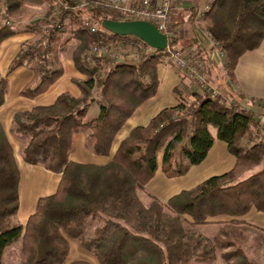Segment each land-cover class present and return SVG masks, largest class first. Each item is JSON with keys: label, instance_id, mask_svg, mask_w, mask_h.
Masks as SVG:
<instances>
[{"label": "trees", "instance_id": "trees-1", "mask_svg": "<svg viewBox=\"0 0 264 264\" xmlns=\"http://www.w3.org/2000/svg\"><path fill=\"white\" fill-rule=\"evenodd\" d=\"M84 1L47 0L53 13L24 26L35 38L22 45L8 68V73L22 66L32 70L20 96L35 98L63 75V53L72 44L75 67L84 78L72 79L79 96L65 92L51 105L13 116L12 132L24 139V162L61 175L55 193L38 199L24 226L17 219L19 170L0 126V264L5 247L16 242L21 247L20 264H63L68 239L91 251L99 264L207 263L213 261L215 249L223 264H253L238 245L243 232L234 225L251 210L264 212V167L236 183L230 181L264 161V122L257 119L255 100L244 103L240 95L229 92L221 102L202 89L189 101L178 85L173 89L177 104L132 128L112 153L127 121L156 96L158 67L168 60V53L156 50L135 63L95 57L91 65L86 58L100 32L123 37L103 29L102 20L131 18L105 0ZM2 12L19 21L28 9L24 0H0ZM198 17L224 54L223 79L234 82L241 56L259 48L264 39V0H211ZM86 20L96 24L99 33H92ZM16 33L15 26L2 25L0 44ZM170 45L178 47L172 35ZM8 87L7 78L0 76V106ZM95 90L99 114L86 121ZM78 131L87 132V145L96 156L107 157L105 163L71 160ZM216 141L224 142L234 156L230 170L166 201L148 193L146 187L159 168L167 178L184 176L205 160ZM141 193L149 197L148 204ZM212 224H222L212 243L186 227Z\"/></svg>", "mask_w": 264, "mask_h": 264}, {"label": "crops", "instance_id": "crops-1", "mask_svg": "<svg viewBox=\"0 0 264 264\" xmlns=\"http://www.w3.org/2000/svg\"><path fill=\"white\" fill-rule=\"evenodd\" d=\"M45 1L47 0H24L28 14L19 20L17 24H32L44 19L48 10ZM210 1L178 0L176 2L170 27L172 36L177 39L178 47L176 48L184 54L190 52L199 53L204 62L206 61L207 64L213 66L207 67V73L223 94L231 92L232 94L240 95L244 103L251 99L255 100L256 105H254V109H256V115H260L257 117L260 120L261 116H264V39L259 48L246 52L241 56L235 70V81L226 83L223 79L222 67L213 61L212 50L208 46L206 47L204 43L200 45L201 41L199 40L198 42L197 40L199 37L196 25H202L198 17V11L200 8L208 5ZM137 2L138 0H130L131 5ZM82 4L84 3L82 2ZM34 38L35 34L33 32L21 28L17 29L15 35L5 39L0 44V76L6 77L9 83L4 102L0 106V126L13 149L14 159L19 170V207L17 219L22 226L26 224L28 217L35 212L38 199L55 193L61 175L50 172L41 165H29L24 162L21 155V145L24 139L12 132L13 116L17 112L30 110L35 106L51 105L60 94L65 92L75 97L79 96L80 90L72 82V79L84 78L75 67L72 58L73 46L70 44L63 53L64 71L59 80L46 92L35 98L29 99L20 96V90L32 79L33 72L28 66H22L11 73H8V68L19 53L22 45L28 41H32ZM210 61L212 63H209ZM158 77L160 84L156 96L141 105L127 121L116 137L112 153L115 151L118 142L132 128L147 124L160 110L177 104V98L173 94V89L176 86L179 85L187 93H191V90L197 91L190 96V99L192 98L193 101L202 92L201 88L193 86L189 76L187 77L184 73L176 72L168 60L166 64L159 65ZM258 102L259 104H257ZM260 102L262 103L261 105ZM262 118L264 120V117ZM70 158L76 162L86 163L88 161L87 163L96 164H102L108 160L107 157L96 156L93 153L92 149L87 145L86 131L75 133L74 149ZM234 161V156L228 151L227 145L222 141H216L205 160L200 165L192 167L186 175L177 178H167L159 168L146 189L148 193L154 195L159 200L166 201L170 196L181 190L192 188L210 176L219 175L230 170ZM263 167L264 161L260 165L255 166V168H251L253 171L255 170L251 173H256ZM242 174L231 180L230 183H236L249 176H242ZM141 198L147 204L150 202L149 197L143 193H141ZM237 219L241 220L242 223L234 226L242 231L245 236L243 250L247 257L253 264H264V212L251 210ZM219 220H230V218H219ZM213 225L220 226L219 224H212L194 227L204 228ZM70 240L68 239L69 251ZM76 250L78 251V249ZM78 252L80 253V251ZM74 261L87 262L83 258H73L68 264ZM87 263L92 264L90 262Z\"/></svg>", "mask_w": 264, "mask_h": 264}, {"label": "built area", "instance_id": "built-area-1", "mask_svg": "<svg viewBox=\"0 0 264 264\" xmlns=\"http://www.w3.org/2000/svg\"><path fill=\"white\" fill-rule=\"evenodd\" d=\"M178 0H138L134 5L130 0H105L108 6L120 10L131 19H142L151 22L156 28L167 36V46L165 51L168 53V61L172 68L178 73H184L190 77L193 86L205 90L210 97L221 102L226 101V95L219 90L213 80L209 78L208 68L210 65L203 61L200 55L190 52L184 54L181 50L170 45L169 27L172 21V14ZM85 2V1H84ZM83 2V3H84ZM208 9V5L198 11V16H202ZM3 25L10 26L18 21L8 19L5 12L0 14ZM85 25L92 33H99V27L90 20H86ZM197 26L198 37L201 44H205L213 52V61L217 64L224 63V54L212 40L210 32L199 24ZM100 39L90 50L87 62L94 65L95 57L108 56L115 63L130 62L135 63L142 56H148L154 48L148 46L135 36H123L114 39L108 33H99ZM209 63H212L211 61Z\"/></svg>", "mask_w": 264, "mask_h": 264}, {"label": "rangeland", "instance_id": "rangeland-1", "mask_svg": "<svg viewBox=\"0 0 264 264\" xmlns=\"http://www.w3.org/2000/svg\"><path fill=\"white\" fill-rule=\"evenodd\" d=\"M81 1L84 2V0H81ZM45 3H47L48 10H47V14L44 16V18H47V17H50V15H51V13H53V11L51 12L49 10L48 2L45 1ZM11 21H17V20H11ZM14 24H11V25L15 26L17 29L24 28V26L26 25V23H21V24L20 23L19 24L16 23L17 25L16 24L14 25ZM2 25H3V21L1 20V16H0V26H2ZM197 55H199V53ZM166 63H167V60L163 64H166ZM223 64L224 63H222V64L219 63L218 65H220V67H222ZM211 67H213V66H211ZM185 76H187V75H185ZM210 82H211V79H210ZM191 91H192L191 93H186L187 99L189 101H193L192 98L190 99V96L192 95V93H194V92L196 93L197 92V91H194V90H191ZM99 100H100L99 92L97 90H95L94 94H93V99L91 101L90 108H89L88 113H87L86 118H85L86 121L92 120V119H94V118H96L98 116L99 110H100ZM257 104H259V102ZM261 104L262 103L260 102V105ZM256 116H260V115H256ZM262 117H264V116H261L260 120H261V122L262 121L264 122ZM160 161H161V156L159 157V162ZM86 162H88V161H86ZM253 168H255V167H253ZM249 171L250 170L244 172L242 174V176L250 175V174H252L251 172H254L255 170L253 171V169H251V171L250 172ZM225 221H229V220H225ZM219 225L220 226L213 225V226H210V227L207 226V227H204V228H195V227H188V226H186V227H187L188 231H193V232H195L198 235H201L203 237L209 238L210 243H212V239L218 233L219 228L221 227L222 224H219ZM234 228L238 229L235 226H234ZM242 235L243 236H242V238H240V242H238V245L243 250V247L245 245L243 243V240H244L245 236H244V234H242ZM76 249H78V251H80V253ZM69 252L70 253L68 254V256H67V258H66V260H65V262L63 264H68L69 262L72 261L73 258H77V259L83 258L87 262H90L92 264H99V262L97 261V258L94 256V254L91 251L84 249L76 239H71L70 240V251ZM21 260H22V254H21L20 242H16L14 244H11V245H8V246L5 247V249L3 250L2 256H1V264H20ZM191 264H223V260L221 258L220 252L215 249V257H214L213 261L207 262V263H200L198 261H193V262H191Z\"/></svg>", "mask_w": 264, "mask_h": 264}, {"label": "water", "instance_id": "water-1", "mask_svg": "<svg viewBox=\"0 0 264 264\" xmlns=\"http://www.w3.org/2000/svg\"><path fill=\"white\" fill-rule=\"evenodd\" d=\"M101 27L116 36H135L159 51H164L168 43L164 33H161L151 22L142 19H104L101 22Z\"/></svg>", "mask_w": 264, "mask_h": 264}]
</instances>
